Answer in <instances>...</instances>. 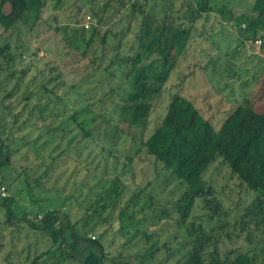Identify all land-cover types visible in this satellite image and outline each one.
<instances>
[{
  "label": "rangeland",
  "instance_id": "374dc122",
  "mask_svg": "<svg viewBox=\"0 0 264 264\" xmlns=\"http://www.w3.org/2000/svg\"><path fill=\"white\" fill-rule=\"evenodd\" d=\"M198 1L201 0H195ZM253 1L209 0L216 10L195 23L187 54L166 84L151 116L149 130L161 122L174 92L194 101L216 128L224 114L237 104L264 112L262 40L258 37L253 41L254 32L248 30L246 22ZM33 3L39 12L26 20L17 18L14 12L18 8L14 10L7 5L5 11L12 22L0 26V44H8L17 57L15 74L9 80L6 59L0 57V136L13 150L10 163L0 168V183L6 186L7 196L14 197L17 212L36 219L39 213L59 209L62 218L68 213L71 222L77 224L76 230L87 233L91 239L105 233L106 251L117 257L122 252L129 259L145 253L153 243L162 247L185 240L184 227H177L173 219L164 220V224L154 223L156 216L153 220L154 211L171 206L184 187L145 149L138 151L143 131L129 127L113 114L127 88L123 83L124 68L119 62L112 64L110 59L116 54L128 58L137 53L144 15L133 12L129 0H40L39 5L34 0ZM142 9L144 14L158 19L168 12L172 22L184 21L189 26L183 20L187 12L185 0H149ZM88 27L99 28L100 36L109 32L107 44L103 46L100 36H93ZM261 35L264 37V27L258 36ZM66 36L78 40L67 43ZM22 71H26L24 77ZM76 110L82 113L78 120L90 123L88 127L96 138L83 140L75 136L82 133L70 117ZM106 117L110 119L108 125L102 122ZM93 118L99 128L91 123ZM103 148H110L112 153ZM128 157L133 158L132 162L122 167ZM204 179L221 202L222 212H226L221 220L229 224L212 231L221 234L222 256L227 252H249L255 256V264H264L263 231H253L248 241L247 232L241 231L237 224L253 199L252 192L220 161L209 167ZM133 192H142V196L128 211L134 212L140 222L124 221L122 226L125 212L121 215L120 210L126 207ZM150 194L154 196L152 209H148ZM63 199L67 201L62 205ZM94 205L100 210L98 216L87 218V208ZM208 213V208L197 203L191 217L205 223L207 218L203 216ZM146 217L151 218V223L142 224ZM4 221L0 211V264H30L36 255L54 249L48 238L28 229L17 234ZM216 225L212 221L204 227L211 231ZM226 232L235 234L232 241L226 240ZM145 233L153 238L147 239ZM89 245L83 244L76 251L62 245L64 255L60 251L50 254L41 264H80L79 258ZM163 251L156 258L164 261ZM65 253L79 258H66ZM123 257L118 258L121 264L127 261ZM135 262L136 259H131V264Z\"/></svg>",
  "mask_w": 264,
  "mask_h": 264
},
{
  "label": "trees",
  "instance_id": "16d2710c",
  "mask_svg": "<svg viewBox=\"0 0 264 264\" xmlns=\"http://www.w3.org/2000/svg\"><path fill=\"white\" fill-rule=\"evenodd\" d=\"M33 1L0 0V26L5 27L12 22L10 15L5 11L9 4L14 10L18 8L14 13L19 20L29 19L31 14L38 13V6L35 7ZM185 1L187 2V12L183 20H186L189 26H185L184 21L183 23L172 22L171 14L168 12L162 19H158L150 13L144 14L142 7H145L149 0H143V2L129 0L132 11H140L144 15L142 27L138 33V50L128 58L116 54L110 59L112 64L119 62L120 67L124 68L122 75L125 76V80L123 83L127 88L126 94L121 96V103L117 104L113 114L118 115L119 120L129 127L143 131L138 151L145 149L177 181L179 186L184 187L171 206H163L158 212L152 211H154L153 220L156 216L154 223L164 224L166 222L164 220L171 218L177 227H184L185 240L171 245L163 244L162 247H156L153 243L147 247L145 253L135 255L133 258L136 259L135 264H164L169 260H173V264H255V256L249 252L235 254L227 252L222 256L220 244L223 239H220L221 234H214L212 231H215V228L227 227L229 224L227 221L221 220L226 212H222L221 202L213 195V189L206 183L204 176L209 167L217 161L227 165L231 175L235 176L253 194L252 201L244 208L240 221H237L239 228L241 231L247 232L248 241H251L250 236L253 231H263L264 233V112L251 106L237 104L224 114L220 125L216 128L212 121L205 117L195 105L194 101L174 92L170 95L161 122L149 130L151 116L165 91V86L172 74L176 72L181 59L187 54L195 23L201 17H206L211 11L216 10L210 6L209 0ZM37 4H40V0H37ZM220 11L225 13L222 9ZM232 18H234L233 15ZM246 18L248 30L254 32L253 41H256L258 37L262 40L261 50L264 55V37L263 35L258 36L264 27V0H254ZM93 22L94 20H92ZM82 29L87 31L86 27ZM88 29L93 36H100L99 28L88 27ZM108 35L109 32H106L100 36V43L103 46L107 44ZM71 38L66 36V42L73 43L78 40L75 39V36H71ZM93 40L94 37L87 43V47ZM87 51L86 48L83 55L86 56ZM0 57L6 59L5 67L9 68L6 78L12 79L10 76L15 74L13 67L17 59L16 54L11 51L8 44H0ZM138 65H141V70L138 69ZM96 67L100 68V64H97ZM25 74L26 71H22L21 77H24ZM19 80L21 79L19 78ZM80 113L81 111L76 110L70 116L82 131L75 136L81 137L83 140L96 138L92 128L88 127L90 123L86 124L78 120ZM90 121L94 123V127H100V124H96V118ZM102 122L108 125L110 119L106 117ZM105 132L107 133V131ZM145 132L150 133L144 136ZM103 150L109 154L112 153L110 148H103ZM12 151L0 136V168L10 163ZM132 160V157H128L122 167L127 166V163H131ZM118 164L117 157L116 165ZM117 179L118 176L113 181L116 182ZM0 184L4 186L2 182ZM4 187L6 188V186ZM90 191L92 192L93 189L91 188ZM140 196H142V192H133L127 200L126 207L120 210L121 215L125 212L124 219L121 221L122 226L124 221L134 224L140 222L134 212L129 213L128 211L140 199ZM14 201L12 196L0 197V211L5 216V224L13 227L17 234L27 229L39 233L48 238L54 248L36 255L30 264H41L44 257L57 254L59 251L61 255H64L62 245L71 251H76L86 243H90V245L87 246L80 258L65 253L66 258L71 257L74 260L79 258L80 264H121L120 261L124 256L122 252L117 257L106 251L105 233H102L98 239L87 237V233L76 230L77 224L71 222L68 213L62 218L59 209H51L43 215L37 214L36 219H29L27 213L20 215V212H17ZM66 201L63 199L62 205ZM149 203L148 209H152L154 204L152 194H150ZM197 203L201 204L203 208H208L209 213L203 216L207 218L205 223H198L193 220L194 216L191 217ZM95 207L94 205L87 208V218L98 216L100 210ZM125 218L127 219L125 220ZM146 221L151 223V218H144L142 224H145ZM212 221L217 225L208 231L204 224H210ZM12 234L15 235L13 232ZM234 235L233 232H226L225 238L230 242ZM145 236L147 239L153 238L147 233ZM236 236L238 237V234ZM162 250L166 253L164 261L156 258L157 253L159 254ZM123 258L127 259L124 264H131V259H133L126 256ZM53 264H58V262Z\"/></svg>",
  "mask_w": 264,
  "mask_h": 264
},
{
  "label": "built area",
  "instance_id": "2783aa9c",
  "mask_svg": "<svg viewBox=\"0 0 264 264\" xmlns=\"http://www.w3.org/2000/svg\"><path fill=\"white\" fill-rule=\"evenodd\" d=\"M140 1H142L143 2V0H140ZM90 19V18H89ZM7 191H6V188L4 187V186H1L0 187V197L1 198H4V197H7Z\"/></svg>",
  "mask_w": 264,
  "mask_h": 264
}]
</instances>
